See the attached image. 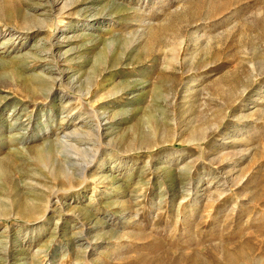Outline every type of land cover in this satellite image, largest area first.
Returning a JSON list of instances; mask_svg holds the SVG:
<instances>
[{"label": "rangeland", "instance_id": "rangeland-1", "mask_svg": "<svg viewBox=\"0 0 264 264\" xmlns=\"http://www.w3.org/2000/svg\"><path fill=\"white\" fill-rule=\"evenodd\" d=\"M0 128V264H264V0H0Z\"/></svg>", "mask_w": 264, "mask_h": 264}, {"label": "bare ground", "instance_id": "bare-ground-1", "mask_svg": "<svg viewBox=\"0 0 264 264\" xmlns=\"http://www.w3.org/2000/svg\"><path fill=\"white\" fill-rule=\"evenodd\" d=\"M55 81H57V79L56 80H54L53 81V83L51 84V85H49V84H45L44 85V87L42 88V92H44V95H45V97H46V99L47 100H49V99H52V96H51V92L53 91V90H55V87H54V84H55ZM62 89V88H61ZM92 86H90L89 87V89L86 91V92H84L83 94H82V97L80 98V100L79 101H81V109L82 108H84V105H83V100H85L87 97H89L91 94H92ZM53 94V93H52ZM56 97H58V96H54V98L52 99V102L50 103V105H49V108H50V111L52 110L51 108H52V106H54V107H56V105L58 104V102H56ZM85 102V101H84ZM91 106H92V108L94 109V103H91ZM80 108V107H79ZM57 109V108H56ZM96 113V112H95ZM103 117H105V115L103 116ZM66 118V117H65ZM0 130H1V128H0ZM49 130V129H48ZM47 130V131H48ZM50 132V131H49ZM71 134H73V135H77V134H79V133H71ZM3 135V134H2ZM0 136H1V133H0ZM68 136H70L69 134L67 135L66 134V136H65V138H67V139H65L64 137H62V138H60L56 143H54V144H56L55 145V147L57 148V149H60V148H63V147H66V146H68L67 144H69L70 142H71V146L73 145L74 146V144H76V143H72V141H71V139H70V137H68ZM2 137V136H1ZM74 141H77V139H75ZM45 146H46V150L44 149V152H45V156H42V157H40V162H45L46 160H47V158L50 156V151L49 150H51V145H49L48 143H46V144H44ZM70 145V144H69ZM44 146V147H45ZM54 149V148H53ZM67 149V148H66ZM62 150V149H61ZM41 154V153H40ZM57 154V153H56ZM59 155V154H58ZM93 157V156H92ZM93 161V160H92ZM48 163V162H47ZM45 166V165H44ZM55 167V166H54ZM88 168V167H87ZM87 168L86 169H84V173H83V180H85V177H86V174H87ZM57 169H59V168H57ZM62 169V168H61ZM89 169V168H88ZM78 170V169H77ZM76 170V171H77ZM82 169H80V171H81ZM57 173V172H56ZM59 173V172H58ZM60 173H62L64 176H67V174H69L67 171H65V170H61L60 171ZM61 174V175H62ZM66 174V175H65ZM58 175V174H57ZM78 177V176H77ZM102 178V177H101ZM65 180V179H64ZM74 180V179H73ZM77 180V179H76ZM75 181V180H74ZM78 181V180H77ZM74 183V182H73ZM66 185V184H65ZM49 201V200H48ZM41 203H42V201H41ZM44 204V203H43ZM62 203H61V201H59V200H54V199H52V200H50V202L48 203V205L46 206V209H43V210H45V211H43V210H41V211H43L42 213H41V216H39L40 217V219H41V221H43L45 218H46V213L48 212V210H50L52 207H57L58 205H61ZM40 205H42V204H40ZM45 207V206H44ZM38 208H39V206H38ZM37 210H39V209H37ZM33 211H36V210H33ZM40 211V212H41ZM45 212V213H44ZM35 213V212H34ZM36 214V213H35ZM32 215V214H31ZM37 215V214H36ZM86 249V248H85ZM5 257V256H4ZM7 257V256H6ZM6 261V260H5ZM7 261H8V259H7ZM17 262V261H16Z\"/></svg>", "mask_w": 264, "mask_h": 264}]
</instances>
